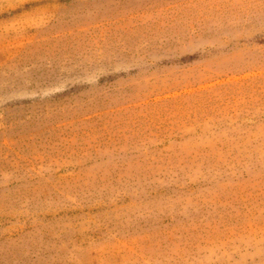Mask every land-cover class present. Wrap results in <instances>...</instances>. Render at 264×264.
Instances as JSON below:
<instances>
[{"label":"rangeland","instance_id":"1","mask_svg":"<svg viewBox=\"0 0 264 264\" xmlns=\"http://www.w3.org/2000/svg\"><path fill=\"white\" fill-rule=\"evenodd\" d=\"M0 264H264V0H0Z\"/></svg>","mask_w":264,"mask_h":264}]
</instances>
